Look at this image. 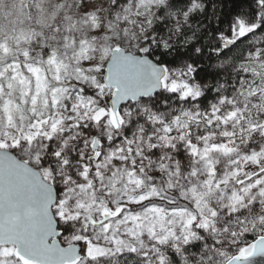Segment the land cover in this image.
Returning a JSON list of instances; mask_svg holds the SVG:
<instances>
[{
  "label": "snow or ice",
  "instance_id": "snow-or-ice-1",
  "mask_svg": "<svg viewBox=\"0 0 264 264\" xmlns=\"http://www.w3.org/2000/svg\"><path fill=\"white\" fill-rule=\"evenodd\" d=\"M264 258V0H0V264Z\"/></svg>",
  "mask_w": 264,
  "mask_h": 264
},
{
  "label": "trees",
  "instance_id": "trees-1",
  "mask_svg": "<svg viewBox=\"0 0 264 264\" xmlns=\"http://www.w3.org/2000/svg\"><path fill=\"white\" fill-rule=\"evenodd\" d=\"M204 2L206 3V5L208 6V10L211 9V3L212 0H204ZM217 3H221L223 2L224 4V10L227 11L229 8V0H216Z\"/></svg>",
  "mask_w": 264,
  "mask_h": 264
},
{
  "label": "water",
  "instance_id": "water-1",
  "mask_svg": "<svg viewBox=\"0 0 264 264\" xmlns=\"http://www.w3.org/2000/svg\"><path fill=\"white\" fill-rule=\"evenodd\" d=\"M256 264H264V258L257 257L256 258Z\"/></svg>",
  "mask_w": 264,
  "mask_h": 264
}]
</instances>
